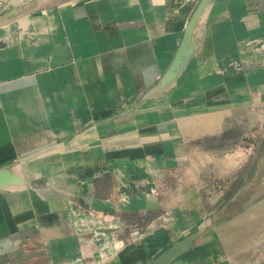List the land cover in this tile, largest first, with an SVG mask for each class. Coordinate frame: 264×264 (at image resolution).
I'll return each mask as SVG.
<instances>
[{
  "label": "crops",
  "instance_id": "obj_1",
  "mask_svg": "<svg viewBox=\"0 0 264 264\" xmlns=\"http://www.w3.org/2000/svg\"><path fill=\"white\" fill-rule=\"evenodd\" d=\"M199 2L7 0L0 7V168L26 180L0 189V264H148L190 237L169 264H240L215 219L233 202L227 184L210 196L181 175L198 153L192 130L212 123L195 120L197 112L264 101V0H207L180 86L138 103L172 64ZM125 45L126 53H104ZM101 109L109 113L94 117ZM248 138L242 133L234 145ZM201 152L220 177L234 176V186L259 159L252 147ZM15 156L21 165L4 164ZM87 208L124 227L99 242L82 237L72 217Z\"/></svg>",
  "mask_w": 264,
  "mask_h": 264
},
{
  "label": "rangeland",
  "instance_id": "obj_2",
  "mask_svg": "<svg viewBox=\"0 0 264 264\" xmlns=\"http://www.w3.org/2000/svg\"><path fill=\"white\" fill-rule=\"evenodd\" d=\"M0 1L2 2L0 7L7 4V0ZM201 2L202 0H200L198 7ZM67 46L71 52L69 45ZM192 48V54L177 76L162 87V82L168 73L170 65L155 78L152 85L142 94L138 103L153 101L160 93L166 94V92L173 91L180 86V83H178V78L181 75L180 73H183L191 58L197 53L199 48L198 43H193ZM122 49L123 52L126 53L128 46L125 45L120 49H107L104 53L116 55ZM121 61L124 62V60H118V62ZM111 62L112 64H117L116 60ZM121 68H124V66H121ZM182 103H184V100L176 102L173 106H178ZM101 110L98 113H94L95 115L93 116L101 118L109 113L107 111L108 109ZM196 114L195 120L201 121L207 119L208 121H212V123L205 128L195 127V129L192 130L191 134L194 137V141L190 142L189 145L191 149L196 150L198 153L192 158L194 165L181 175L182 179L188 184H200L204 186L205 192L207 194L209 192L211 193L210 196H218V191L220 189L219 185H222V183L227 184L224 195L228 201L231 199L233 202L227 204L215 217L222 239L231 249L233 258L240 264H264V101L259 102L258 105L253 107L236 108L230 111H206L202 109ZM237 121H242L243 124L235 127L234 123ZM70 127L74 129L72 123ZM230 130H233L231 132L232 140L227 141L220 139L219 132H227ZM238 133H248L249 138L234 145V135ZM66 135L71 137L74 134L70 135L66 133ZM228 146L234 149L252 147L254 154L259 152L258 164L251 170L248 176L242 178L241 186H234V176H229L227 178L220 177L221 172L218 171L217 165H210L211 162H208L209 160L206 158L205 154L201 152L210 151L220 153L229 148ZM22 161L21 156H15L4 164L10 163L14 165V167L11 168H15V166L21 165ZM6 168L10 169V167ZM244 173L246 172L244 171L241 175L239 174L236 181H238V179L240 180V177L245 175ZM236 196L237 200L234 202L233 199ZM86 210H88V208ZM240 210H242V214L238 215ZM98 214L100 216L103 215V217L106 216L102 212H98ZM72 218L75 227L76 215ZM99 219L100 221L103 220L101 217ZM99 226L102 227V223H99Z\"/></svg>",
  "mask_w": 264,
  "mask_h": 264
},
{
  "label": "water",
  "instance_id": "obj_3",
  "mask_svg": "<svg viewBox=\"0 0 264 264\" xmlns=\"http://www.w3.org/2000/svg\"><path fill=\"white\" fill-rule=\"evenodd\" d=\"M206 2L207 0H202L199 7L197 8L184 34L183 40L168 70V73L162 82V87L167 85L171 80H173L177 76L183 65L186 63L187 59L192 54V44L195 27L200 18V15L202 14L206 6ZM25 184L26 180L18 174L14 173L13 169L0 168V188H7L10 186H22ZM191 241L192 237L177 243L176 245L159 255L157 258L150 261L148 264H169L173 259H175L188 248V245L191 243Z\"/></svg>",
  "mask_w": 264,
  "mask_h": 264
},
{
  "label": "built area",
  "instance_id": "obj_4",
  "mask_svg": "<svg viewBox=\"0 0 264 264\" xmlns=\"http://www.w3.org/2000/svg\"><path fill=\"white\" fill-rule=\"evenodd\" d=\"M76 222L75 229L82 237L91 236V240L99 242L103 237L109 235V230H118L124 227L123 222H120L114 215H107L103 217L98 214V211L94 208H88L86 211H75ZM103 218L100 221L99 218ZM102 223V227L99 226ZM122 244V243H120Z\"/></svg>",
  "mask_w": 264,
  "mask_h": 264
},
{
  "label": "trees",
  "instance_id": "obj_5",
  "mask_svg": "<svg viewBox=\"0 0 264 264\" xmlns=\"http://www.w3.org/2000/svg\"><path fill=\"white\" fill-rule=\"evenodd\" d=\"M232 131H233V130L227 131L226 133H224V134L220 137V139L227 140V141H228V140H232V139H231V138H232V137H231V132H232ZM240 136H241V133L235 134V135H234V141L237 140ZM105 187H106V189H105ZM103 189H105V190H102V191H105V192H106V191H107V185H104V184H103ZM99 195H100V196H101V195L103 196L102 193H101V194L99 193Z\"/></svg>",
  "mask_w": 264,
  "mask_h": 264
},
{
  "label": "bare ground",
  "instance_id": "obj_6",
  "mask_svg": "<svg viewBox=\"0 0 264 264\" xmlns=\"http://www.w3.org/2000/svg\"><path fill=\"white\" fill-rule=\"evenodd\" d=\"M5 31H6V29H2V30H1V33L4 35ZM7 144H8V143H7ZM13 170H14V169H13ZM14 173L18 174L19 176H23V173H24V172L21 171V173L19 174V173H17V172L14 171ZM10 187H13V186H10ZM10 187H9V188H10ZM0 189H3V188H0Z\"/></svg>",
  "mask_w": 264,
  "mask_h": 264
}]
</instances>
